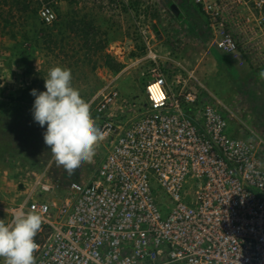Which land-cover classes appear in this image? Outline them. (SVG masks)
I'll return each mask as SVG.
<instances>
[{"label":"built area","instance_id":"built-area-1","mask_svg":"<svg viewBox=\"0 0 264 264\" xmlns=\"http://www.w3.org/2000/svg\"><path fill=\"white\" fill-rule=\"evenodd\" d=\"M249 1L193 3L219 51L264 70V0ZM150 34L145 108L134 113L112 82L92 102L106 133L94 176L48 200L54 185L40 172L10 209L9 222L21 206L43 216L36 264H264V138L230 135L222 103L183 64L169 84ZM117 104L123 113L109 115Z\"/></svg>","mask_w":264,"mask_h":264},{"label":"rangeland","instance_id":"rangeland-1","mask_svg":"<svg viewBox=\"0 0 264 264\" xmlns=\"http://www.w3.org/2000/svg\"><path fill=\"white\" fill-rule=\"evenodd\" d=\"M169 1L177 5L182 20L165 0H50L56 15L52 23L43 22L40 12L18 27L15 37H0V219L10 221V209L22 200L30 177L46 171L54 187L43 196L60 200L70 182H88L105 156L102 141L92 163L71 175L58 167L43 141L46 126L34 122L33 102L20 99L21 91L27 86L45 91L49 69L61 66L71 69L72 84L91 105L99 127L102 118L92 102L110 82L122 98L136 103L134 113L143 110L144 84L154 66L145 59L142 30L151 32L161 66L169 70V84L178 64H183L222 103L230 135L264 138V79L258 75L264 70L219 51L213 44L214 31L193 0ZM257 1L250 0V6ZM111 113L123 111L117 104Z\"/></svg>","mask_w":264,"mask_h":264},{"label":"clouds","instance_id":"clouds-1","mask_svg":"<svg viewBox=\"0 0 264 264\" xmlns=\"http://www.w3.org/2000/svg\"><path fill=\"white\" fill-rule=\"evenodd\" d=\"M258 75L264 79V71ZM72 79L71 69L55 66L44 78L46 90L30 92L35 97L33 120L42 128L46 126L44 144L50 148L55 164L69 175L93 162L97 147L106 137ZM43 222L41 214L26 212L22 206L13 213L11 222L0 219V259L4 264H36L39 244L35 237Z\"/></svg>","mask_w":264,"mask_h":264},{"label":"trees","instance_id":"trees-1","mask_svg":"<svg viewBox=\"0 0 264 264\" xmlns=\"http://www.w3.org/2000/svg\"><path fill=\"white\" fill-rule=\"evenodd\" d=\"M171 3L173 2L169 1L168 5ZM45 6L54 11L50 6V0H0V37L7 34L15 37L18 27L24 26L29 23V20L40 16V11ZM182 19L181 15L177 17V20ZM23 31L26 36V31ZM31 90L30 86L24 88L21 91L20 99L34 102L35 98L30 94Z\"/></svg>","mask_w":264,"mask_h":264},{"label":"water","instance_id":"water-1","mask_svg":"<svg viewBox=\"0 0 264 264\" xmlns=\"http://www.w3.org/2000/svg\"><path fill=\"white\" fill-rule=\"evenodd\" d=\"M167 3L169 2V0H165ZM171 11L175 14L176 17H178L180 15V10L177 7V5L173 2L169 5Z\"/></svg>","mask_w":264,"mask_h":264},{"label":"crops","instance_id":"crops-1","mask_svg":"<svg viewBox=\"0 0 264 264\" xmlns=\"http://www.w3.org/2000/svg\"><path fill=\"white\" fill-rule=\"evenodd\" d=\"M180 15L182 16V14H181V12H180ZM204 16V15H203ZM205 18V17H204ZM205 20H206V18H205ZM207 21V20H206Z\"/></svg>","mask_w":264,"mask_h":264}]
</instances>
